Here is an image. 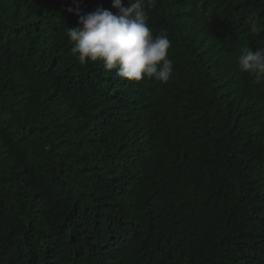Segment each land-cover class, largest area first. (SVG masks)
I'll list each match as a JSON object with an SVG mask.
<instances>
[{
    "label": "trees",
    "instance_id": "16d2710c",
    "mask_svg": "<svg viewBox=\"0 0 264 264\" xmlns=\"http://www.w3.org/2000/svg\"><path fill=\"white\" fill-rule=\"evenodd\" d=\"M77 4L0 0V264H264V0H146L166 83L81 65Z\"/></svg>",
    "mask_w": 264,
    "mask_h": 264
},
{
    "label": "clouds",
    "instance_id": "9594fccd",
    "mask_svg": "<svg viewBox=\"0 0 264 264\" xmlns=\"http://www.w3.org/2000/svg\"><path fill=\"white\" fill-rule=\"evenodd\" d=\"M116 13L97 7L83 12L77 4L70 8L79 17L76 26H67L66 34L72 42L71 51L81 65L89 61L102 62L107 71L117 76L139 81L144 78L166 83L173 72V61L168 58L171 42L167 34H153L149 27L146 0H112ZM252 33L264 31L255 14L247 17ZM238 70L253 77L264 78V46L253 50L244 47L237 57Z\"/></svg>",
    "mask_w": 264,
    "mask_h": 264
}]
</instances>
